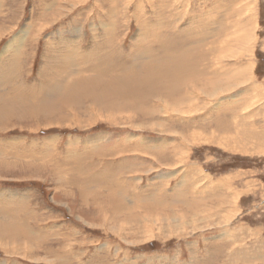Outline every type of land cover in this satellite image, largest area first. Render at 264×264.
Wrapping results in <instances>:
<instances>
[{
	"label": "rangeland",
	"instance_id": "1",
	"mask_svg": "<svg viewBox=\"0 0 264 264\" xmlns=\"http://www.w3.org/2000/svg\"><path fill=\"white\" fill-rule=\"evenodd\" d=\"M52 1L6 0L0 9V31L9 29L0 35V57L30 23H40L28 31L22 46L29 59L11 82L0 84V97H12L9 110L17 104L23 107L14 108L50 104L46 118L0 122V231L8 233L0 238V264H264V0H83L38 32L43 18L53 15L55 7L41 16ZM114 1L121 7L112 18L109 4ZM167 1L161 19L157 12ZM235 11L242 12L241 18ZM144 22L161 26L145 25L142 31ZM105 27L113 29L112 47L117 48L113 57L109 47V56L117 68H127L120 73L132 80L108 75L106 66L102 71L110 86L97 79L100 75L96 86L83 78L89 80L79 84L82 89L68 97L70 102L58 105L47 97L40 105L48 69L59 62L55 51H65L69 41L88 52L84 61L77 58L85 70L102 72L104 51L96 45L107 38ZM147 30L155 36L163 32L162 42L170 39L166 48L174 64L184 66L185 58L189 67L208 63L215 69L203 76V94L191 102L193 111L180 113L189 110L188 103L173 105L154 95L164 80L133 73L137 44L151 39ZM238 35L247 36V43H240ZM17 43L22 44L20 39ZM209 56L207 62L198 60ZM153 58L149 67L157 65ZM234 64L241 71L252 67L249 83L258 94L241 96L247 86L239 81L227 87L234 74L240 76V71H230ZM149 67L135 66L134 71L156 72ZM209 79L219 84V99L209 97L214 95ZM62 84L67 86L64 80ZM102 91L106 100L98 102ZM233 116L255 122L260 134H253L252 144L240 146L231 131L227 145L218 126H212L221 120L239 127L242 119ZM81 200L86 204L81 206Z\"/></svg>",
	"mask_w": 264,
	"mask_h": 264
},
{
	"label": "bare ground",
	"instance_id": "2",
	"mask_svg": "<svg viewBox=\"0 0 264 264\" xmlns=\"http://www.w3.org/2000/svg\"><path fill=\"white\" fill-rule=\"evenodd\" d=\"M176 1V0H175ZM174 1V3H176ZM3 2V4H1ZM4 2H6V0H0V9L1 8H5L4 7ZM83 2V0H54V1H52V4L50 5L51 7H50V9L49 8H47L45 5H44V8H43V10H44V13H42V15L41 16H43V15H46L49 11L51 12L52 10H53V8L55 7V9H54V11H53V15L51 16L50 15V18H49V16L47 15V16H45L44 18H43V20L42 21H44V24L45 25H43V27H42V25H39L40 27H39V29L37 30L38 32H41V30H42V28H44L46 25H51L52 23H54L55 21H57V18H60V17H62L63 15H64V13H66V12H69L70 10H73L74 8H76V6L77 5H79V4H81ZM118 1H114L113 2V4H109V6H110V8L113 10V15H112V18L114 17V16H116V15H118V13H119V7H121V5L119 4L118 5V3H117ZM60 3V5H58ZM111 3V2H110ZM165 3H168V1L167 2H162V5L161 6H159V9H160V13H158L157 12V14H158V16L159 17H161V19H162V17L164 16V11H165V9H166V6L167 5H163V4H165ZM163 6V7H162ZM108 7V6H107ZM248 10V9H247ZM141 11H142V9H141ZM235 12H237L238 13V11H235ZM142 13V12H141ZM141 13H137L138 15H137V19L140 21V19H142V17H140V16H142V14ZM240 13H242L241 11H240ZM240 13H238V16H239V14ZM244 14H246V12L244 13ZM249 14V13H248ZM1 15H3V13L2 12H0V17H1ZM38 15V14H37ZM241 15H243V14H241ZM8 16V15H7ZM40 16V17H41ZM111 16V15H110ZM240 17V16H239ZM9 18V17H8ZM241 18V17H240ZM3 19H5V18H3ZM10 19V18H9ZM37 19V18H36ZM160 19V20H161ZM163 19H165L166 20V18H163ZM243 19V18H242ZM242 19H241V22H242ZM7 20V19H6ZM158 20V19H157ZM159 20V21H160ZM168 20V19H167ZM156 21V20H155ZM162 21V20H161ZM14 23H15V21H13ZM4 23V22H3ZM6 23V22H5ZM9 23V22H8ZM11 23V22H10ZM141 23V22H140ZM159 22H157V23H155L156 25H159V26H161V24H158ZM163 24H164V22H162ZM167 23H168V21H167ZM247 24H249L250 23V20L248 21V22H246ZM13 24V23H12ZM38 24H40V23H33V24H29L28 26H27V29H25V30H23L22 31V33H21V35L19 36V37H15V39L9 44V46L8 47H6V51H8L7 53H5L4 55H2L1 57H0V63L2 62L3 63V65H2V67L3 68H1V70H3L2 72H0V84H5V83H9V82H11L13 79H14V77L16 76V73L18 72V70L20 69V68H22L23 67V63L26 61V60H28L29 59V57H28V54H26V52L22 49V46L24 47V45H25V41H26V35L28 36V31L31 29V28H33V26H38ZM155 24H153V25H155ZM2 25V24H1ZM145 25H147V27L148 26H153V25H150V24H148V23H146V22H144L143 24H141V27H142V31H145ZM239 25H242V24H239ZM13 26V25H12ZM104 26H105V24H104ZM166 26V25H165ZM172 26V24L170 25V27ZM154 27V26H153ZM157 27V26H156ZM162 27H163V25H162ZM168 27V26H167ZM243 27H244V25H243ZM11 28V27H10ZM159 28V27H158ZM164 28V27H163ZM115 29V28H114ZM162 28L160 27V30H161ZM239 29H241V28H239ZM238 29V30H239ZM12 30V29H11ZM158 30L159 29H153V33H154V31L155 32H157L158 33ZM8 31H9V29L8 28H5V29H3V30H1L0 31V35L2 34V32H5L6 34L8 33ZM103 31L105 32V36L108 38L109 36L111 37V39H107V38H105L104 40L102 39V41H101V43L100 44H97L96 46L98 47L99 46V48L101 49V50H103L104 51V55H103V57L101 58V60L99 61V63L101 64V71H102V69H104L106 66H108V68H106V70H105V72H107V74L108 75H113V73H115L116 74V76H124V79H126L128 76H126V75H124V74H122V73H120V72H122V71H124V70H126L127 68H124V67H118L117 68V66H118V64H115L114 63V61H113V59L111 58V53H110V56H109V47H111V50H112V54H113V57H114V53H115V49H117V48H114V47H112V44H113V42H112V40H114V38H113V29L112 30H110L108 27H105V28H103ZM232 31V30H231ZM37 32V33H38ZM150 32V31H149ZM148 32V30L146 31V36H147V39H148V37L149 38H151L150 39V42H148V44H145V45H142V44H137L138 46V51H137V53L135 52V54H134V56H132V57H134V63H132V64H134L133 65V67H132V70H133V73L135 74V76H137L138 78H143V79H149V80H152V77L153 76H155V79L157 78V79H159V80H164L165 81V84L164 85H161V86H159V87H157V88H155V91H154V95L155 96H157V97H162V98H159V100L161 99L162 101H164V99H165V102H167V103H171V104H177L178 103V101H181L182 103H188L189 104V110L188 111H186V112H182V111H180V110H177L178 112H180V113H188V112H190L191 110H192V105H191V102L192 101H194V100H196L199 96H201V95H199V91H201V89H200V87H202L203 86V84H204V80H203V76L206 74V73H215V69L213 70V67H208V66H201V68L198 66L197 68H195V67H189L187 64V60L184 58V63H185V65L184 66H182V67H180L178 64H174L173 62H171L170 61V59L168 58L169 56H171V52L168 50V48H166V46H168L169 44H171V42H170V39H168V42H167V40L164 42H162V39H164L165 37H161L162 36V33L163 32H161V35H159L160 34V32H159V34H157L156 36H155V34L153 35V33L151 34V33H149ZM242 32H243V30H242ZM242 32H241V34H242ZM248 32V31H247ZM232 33V32H231ZM238 33V32H237ZM245 33V32H244ZM166 34V33H165ZM212 34V33H211ZM240 34V33H239ZM248 34V33H247ZM251 34V33H250ZM243 35H245V34H243ZM242 35V37L241 36H239L240 37V39H239V42L240 43H245L248 39H247V36H243ZM252 35V34H251ZM250 35V37L252 38V36ZM3 36H6L4 33L1 35V37H3ZM139 37H140V35H138ZM142 36H143V34H142ZM164 36V35H163ZM249 36V35H248ZM254 36V35H253ZM169 37V36H168ZM233 37H235V35L233 36ZM249 37V38H250ZM19 39H20V41H21V43L22 44H19V43H17L18 41H19ZM134 39H136V38H134ZM145 39V38H144ZM250 40H252V39H250ZM252 41H254V40H252ZM70 43L72 42V41H69ZM235 42V41H234ZM31 43H32V45H33V41L31 40ZM64 43V42H63ZM67 44V48H66V52L65 51H58V50H56L55 51V54H56V56L58 57L57 59H58V63L57 64H55V65H51L50 66V68L48 69V76L46 77L45 75H44V73L46 74V72H44V70H42L41 71V76H42V78H47L46 79V81H47V83H45L44 84V92H45V95H43V97L41 98V100H40V105H42V104H44L45 103V99L48 97L49 99H51L50 101H55V100H57L58 102V105H61V104H65V103H68V102H70V99L68 98V97H70L71 95H72V93L74 92V91H76V92H79V91H81V89H82V87H80L79 86V84H81V83H83V82H86V81H88L89 79H86V80H83V78H90V85H97V84H100V83H97L96 81H99V80H97V79H101L102 78V81H103V83H108V86H110V84H109V82H106L105 81V79L107 78V74L106 73H103V71L102 72H95L91 67H90V69H84V66H81L79 63H78V61H77V58H79V59H81L82 61H84L85 60V58H87L88 57V52H85V51H81L80 52V50L79 49H77L76 47H74V46H72L73 45V42L71 43V44ZM218 43V42H217ZM238 43V42H237ZM236 43V45L237 46H239L238 44ZM247 43V42H246ZM75 44V43H74ZM114 44H115V42H114ZM215 45L214 46H216V43H214ZM249 44V43H248ZM235 45V43H234V46L235 47H237ZM242 45V44H241ZM241 45H240V49H241ZM244 45H247V44H244ZM243 45V46H244ZM140 46H141V48H142V50H140L141 48H140ZM199 46V45H198ZM248 46V45H247ZM251 46V45H250ZM245 47L246 46H244V51L247 49H249V46H248V48L246 47V49H245ZM200 48V47H199ZM201 49V48H200ZM214 49H216V48H214ZM51 50V49H50ZM55 50V48H53L52 49V51H54ZM90 50V49H89ZM250 50H251V47H250ZM249 50V51H250ZM48 51V50H47ZM139 51H141V52H139ZM248 51V52H249ZM204 52V51H203ZM240 52V51H239ZM246 52V51H245ZM158 53H160L161 54V56H162V58L161 59H157V56H158ZM214 53V51L210 54V55H214L213 54ZM235 53V52H234ZM250 53V52H249ZM92 54V52H90L89 51V58H90V55ZM136 54H138L137 56H136ZM218 55V54H217ZM106 56H108L107 58H106ZM153 56H156V60H157V65H151L150 67H149V62L151 61V62H156L155 60H154V58H153ZM202 56V55H201ZM52 57V56H51ZM237 57V56H236ZM239 57V56H238ZM209 58H210V56L207 58V59H203V60H201L200 58H198V60H199V62L201 63L202 61H205V62H207L208 60H209ZM51 60V59H50ZM80 60V61H81ZM89 60V59H88ZM144 61H147V62H144ZM196 61V60H195ZM212 61V60H211ZM19 62V66L20 67H15L16 65H17V63ZM61 62H63L64 64H66L67 65V67L66 68H62L61 67V65L59 64V63H61ZM248 62H251V61H249L248 60ZM216 63V62H215ZM50 64V63H49ZM76 64H77V66H76ZM89 64H90V62H89ZM209 65V64H208ZM45 66V65H44ZM96 66V65H95ZM135 66H137V68H139V67H142V69L144 68V71H146V69L145 68H147V67H149V69L150 70H153L154 69V71H156L155 73H153V74H151V75H149V73L147 74H142V73H138V72H136V71H134V67ZM210 66V65H209ZM231 66H235V67H237V65L236 64H234V65H231ZM230 66V71H232V73L233 72H238V71H240V72H238L239 73V75L240 76H238V75H233L232 77H231V79H230V81L228 82V84H227V87H233V86H238L237 85V82L239 81L240 82V84H246V86H247V88H243L244 90L242 91V93L240 94L241 96H243V95H246V94H248L249 92H251V91H254L256 94H258V92L254 89V87L255 86H253L252 85V83H249V82H252L253 80H254V78H253V76H252V73L253 72H251V70H252V67H250V66H245V67H243V71H241V70H239V68L237 67L236 69H238V70H236L235 69V67H231ZM241 66V65H240ZM1 67V66H0ZM47 67V66H46ZM88 67V66H87ZM85 68H86V66H85ZM43 69V68H42ZM96 69H100V67H98V68H96ZM113 69V70H112ZM148 69V70H149ZM112 70V71H111ZM115 71H117V72H115ZM144 71H142V72H144ZM218 71V70H217ZM44 72V73H43ZM141 72V71H140ZM227 73V72H226ZM230 73V72H229ZM155 74V75H154ZM100 75V77L99 78H97V79H95L96 78V76H99ZM220 75V74H219ZM223 75V74H222ZM8 76V77H7ZM94 76V77H93ZM210 75L208 74V77H209ZM49 77H52V79H55L56 81L55 82H52L51 81V79L49 78ZM58 77L59 78H61V82H59L58 81ZM147 77V78H146ZM214 77V76H213ZM220 77V76H219ZM189 78V80H187ZM212 78V77H211ZM215 78V77H214ZM94 79V80H93ZM110 79V78H109ZM129 79V78H128ZM126 79L127 81H131L132 79ZM136 79V78H135ZM216 79H218V78H216ZM64 80V84H67V86L66 87H62V81ZM134 80V79H133ZM45 81V82H46ZM224 82V81H223ZM88 83V82H87ZM190 83H193V84H190ZM150 84V83H149ZM157 84V83H156ZM208 84H209V86L211 87V89H212V93L214 92V95L213 96H209V97H211L212 99L211 100H213V99H216V98H218V94H219V87H218V83L215 81V80H210L209 79V81H208ZM85 84H83V86H84ZM147 85V84H146ZM188 85L190 86V87H188ZM51 86H53L54 87V89L52 90H50V87ZM205 86V85H204ZM208 86V85H207ZM253 86V87H252ZM90 87V86H89ZM206 88V87H205ZM229 88H227V89H229ZM235 89V88H234ZM234 89H232V90H234ZM250 89V90H249ZM260 89V88H259ZM207 90H209V89H207ZM221 91V90H220ZM75 92V93H76ZM223 92V91H222ZM212 93L210 94V95H212ZM254 93V94H255ZM263 94V93H262ZM239 95V96H240ZM104 96H107V94H106V92L105 91H102L101 92V95L98 97V102H103V101H105L106 100V97H104ZM230 96V95H229ZM109 97H110V95H109ZM176 97L179 99V100H177L176 99ZM164 98V99H163ZM15 99V98H14ZM13 99V100H14ZM55 99V100H54ZM96 99H97V96L95 97V100L94 101H96ZM219 99V98H218ZM217 99V100H218ZM224 99H226V98H224ZM5 101L4 102V105L5 106H3V107H1L0 109H2V108H5L6 107V109L8 108V112H6V113H4V114H0V122H3L4 120H6V119H9V118H20V119H27V120H29V119H31L32 117H35V116H37V117H40V116H43V118H46V116L48 115V114H50V112H49V109L47 108L50 104H48V105H45V106H43V107H30L29 109H23V108H14V107H23V105L22 104H17L18 102H11V103H13V104H17L18 106H12L11 108H10V110H9V106H10V101L12 100V97H9V96H1L0 97V101ZM32 101H35V98H32L31 99ZM65 100H67V102H65ZM223 100V99H222ZM6 101H8V102H6ZM198 101V100H197ZM219 101V100H218ZM82 102V101H81ZM161 102V101H160ZM164 102V103H165ZM208 103H210L209 102V100H208ZM216 103H217V101H216ZM233 103V102H232ZM52 104V103H51ZM212 104V103H211ZM2 105V104H1ZM206 105V104H205ZM209 105V104H208ZM56 106V105H55ZM215 106V105H214ZM53 107H54V104H53ZM165 107V106H164ZM175 107V106H174ZM169 109V108H168ZM197 109V108H196ZM210 109V108H209ZM19 111L20 113H21V116H18V117H14V116H11L12 115V113L14 112V111ZM166 110V109H165ZM212 110V109H211ZM224 110V109H223ZM223 110H219V112L220 113H224V111ZM1 111V110H0ZM170 111V110H169ZM174 111V110H173ZM193 111V110H192ZM198 111H200V110H198ZM247 112V109H245L244 110V113L243 114H245ZM23 113H25V114H23ZM120 113V112H119ZM73 114V113H72ZM118 114V113H117ZM166 114H168V113H166ZM192 114V113H191ZM74 115V114H73ZM3 116H5V117H7V118H5L4 119V117ZM222 116V115H221ZM223 117V116H222ZM233 118H234V120L235 121H239V119L241 120L242 119V121L240 122V124H239V127H238V125L237 126H234V124L232 123L231 124V121L230 122H228V121H221V120H216L215 122H213V124H212V126H214L215 124L218 126V129L219 130H221V134H222V136H223V142L224 143H226L227 145H228V143H227V140H226V138H227V136H228V134L230 133L231 134V131H233V133H235L236 134V139H238L239 140V144H240V146H243V144L242 143H244L245 142V144H246V142H247V144L248 143H251L252 142V140L254 139V136H253V134L254 133H257V134H260L259 132H257V131H254V127H255V122H253V120L252 121H250V123L252 124V125H250L248 122H246V123H244L243 122V118L241 117V118H236L235 116H233ZM253 118V117H252ZM231 119V118H230ZM253 122V123H252ZM236 125V124H235ZM217 129V128H216ZM217 133H219V132H217ZM228 133V134H227ZM232 133V134H233ZM229 134V135H230ZM231 134V135H232ZM233 136V135H232ZM209 139V138H208ZM229 139H235L234 137H230ZM244 141V142H243ZM234 143V142H233ZM237 143V142H236ZM252 144V143H251ZM255 145H261V144H258V143H254ZM233 146V145H232ZM262 146H264V145H262ZM257 147V146H256ZM251 148V147H250ZM76 149V148H75ZM228 149H230V148H228ZM78 150V149H77ZM86 150V149H85ZM226 150V149H225ZM72 150H70V151H68V152H71ZM84 151V150H83ZM67 152V153H68ZM75 152V151H74ZM86 152V151H85ZM84 152V153H85ZM88 152H90V150L88 151ZM88 152H86V153H88ZM246 152H247V150H246ZM77 153V152H76ZM92 153V152H91ZM247 154V153H246ZM20 154H17V156H19ZM69 155V154H68ZM76 155V154H75ZM102 155V154H101ZM98 156V155H97ZM51 157V156H50ZM49 157V158H50ZM105 157V156H104ZM166 157V156H165ZM165 157H162V158H165ZM59 165H61V164H59ZM56 166H58V165H55V168L57 169V167ZM62 166V165H61ZM60 166V169L62 168ZM59 167V166H58ZM62 170V169H61ZM65 170V169H64ZM56 171H58V170H56ZM92 171V170H91ZM96 171H97V169H96ZM58 173V172H57ZM56 173V174H57ZM92 173H93V171H92ZM95 173V172H94ZM93 173V174H94ZM200 173H202V172H200ZM63 174V173H62ZM92 174V175H93ZM53 175V174H52ZM58 176H60V174H58ZM93 176H95V175H93ZM57 177V176H56ZM98 177V176H97ZM94 178V177H93ZM99 178V177H98ZM62 179V178H61ZM96 180V179H95ZM63 181H64V179H63ZM65 182V181H64ZM70 182V181H69ZM61 183V182H60ZM72 183V182H71ZM71 183H69V184H71ZM66 184H68V183H66ZM80 187V186H79ZM218 188V187H217ZM194 190V189H193ZM80 192V191H79ZM80 193H82V192H80ZM86 194V195H85ZM85 194L83 193V195L82 196H87V193L85 192ZM81 196V197H82ZM84 196V197H85ZM81 199V198H80ZM86 200H81V206L82 205H84V204H86ZM97 204H99V203H96L95 205H96V208L97 209H99V210H101V211H103V209L100 207V206H97ZM101 205H104V204H101ZM220 208H222V206L220 207ZM195 213V212H194ZM193 214V213H192ZM178 214H176V216H177ZM175 216V217H176ZM193 217H195V216H193ZM202 217V216H201ZM193 219V218H192ZM159 220V219H158ZM169 220V219H168ZM167 220V221H168ZM179 220V219H178ZM170 221V220H169ZM159 222V221H158ZM174 222H177V220L176 221H174ZM164 223V222H163ZM170 223H171V221H170ZM182 223V222H181ZM165 225H166V223H165ZM115 230V229H114ZM8 233L6 232V231H0V238L1 239H5V237H3V236H5V235H7ZM6 245V244H5ZM1 246V245H0ZM2 247V246H1ZM11 249H12V247H11ZM10 250V249H9ZM13 250H14V247H13ZM8 251V250H7ZM6 251V252H7ZM15 251V250H14ZM233 263V262H232Z\"/></svg>",
	"mask_w": 264,
	"mask_h": 264
}]
</instances>
